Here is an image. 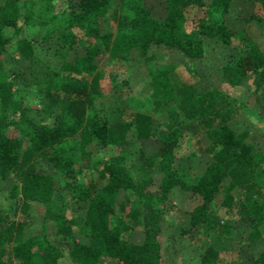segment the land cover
Wrapping results in <instances>:
<instances>
[{
	"label": "trees",
	"instance_id": "trees-1",
	"mask_svg": "<svg viewBox=\"0 0 264 264\" xmlns=\"http://www.w3.org/2000/svg\"><path fill=\"white\" fill-rule=\"evenodd\" d=\"M231 1L165 0L162 18L152 16L143 0H65L58 10L54 0L0 2V191L11 177L18 214L0 211V264H171L161 224L167 209L182 215L181 235L197 226L218 232L241 224L255 232L264 227V185L253 176L259 157L247 133L229 123L230 109L213 92H200L194 80L203 36L231 43L240 31L228 22ZM251 1L248 18L264 20V0ZM194 8L197 16L189 13ZM27 28L40 36L26 35ZM38 39L55 41L66 54L35 48ZM159 51L181 58L157 63ZM104 54L122 80L132 64H140L153 108L160 110L158 128L139 100L120 133L109 125L97 74ZM13 56L26 60L21 76L9 65ZM181 64L193 79L175 71ZM221 70L230 85L249 77L256 83L264 73V50L250 39L232 44ZM126 98L123 105L132 99ZM180 114L197 126L195 149L187 153L178 151ZM125 130L138 139L130 151L122 150ZM149 139L158 142L156 166L136 180L125 157L149 163L151 154L140 145ZM109 143L122 151L104 156ZM82 171L97 177L81 180ZM56 194L67 195L68 203L56 205ZM33 202L45 205L66 252L60 239L22 233ZM75 203L87 225L80 237L72 233L74 218L67 212ZM217 208L235 217L219 215ZM177 257L181 264H229L212 243L203 249L188 243ZM255 261L264 264V248Z\"/></svg>",
	"mask_w": 264,
	"mask_h": 264
},
{
	"label": "rangeland",
	"instance_id": "rangeland-1",
	"mask_svg": "<svg viewBox=\"0 0 264 264\" xmlns=\"http://www.w3.org/2000/svg\"><path fill=\"white\" fill-rule=\"evenodd\" d=\"M2 0H0L1 2ZM145 5L149 8L152 16L156 18L164 17L166 13L165 0H143ZM65 4V0H54V8L60 9ZM252 8L251 0H232L228 13L229 25L235 29L236 32L231 43H225L215 38L203 36L204 54L202 58L194 60L193 64L197 69L196 77L194 78L200 92L211 91L216 97L221 99V104L224 108L230 109L229 123L237 132H246L247 139L253 147L254 152L258 155L257 166L254 169V179L264 185V73L261 79L256 83L249 77L245 82L239 85H230L224 81L222 74V63L224 62L229 48L232 44L240 42L246 43L248 39L256 41L264 50V20L249 19L248 15ZM199 9L194 8L189 11L197 16ZM108 22V21H107ZM102 30H106L107 23L103 20L99 22ZM37 30L30 31L25 29L24 33L30 36L36 35ZM247 37V38H245ZM34 46L37 49L47 48L56 53L58 56H64L66 49H56L55 41L51 40H35ZM14 44L11 45L10 50L14 51ZM40 51V50H39ZM181 55L177 53H167V51H159L155 55L157 63L164 62L170 59H180ZM9 65L12 66L16 75H23L25 72L26 60L14 57L10 60ZM140 64H132L125 79H121L115 74L111 73L113 68L110 58L104 54L98 61L97 74L104 90V95L101 100L104 109L108 113L109 125L120 133L118 129L122 128V123L127 117H130L135 111V101H140L141 106L145 107L151 112V119L153 126L158 128L162 122L160 110H154L152 100L149 95L148 88L142 82L139 73ZM175 71L183 78L191 77L188 68L184 65H178ZM117 72V71H116ZM253 82V83H252ZM126 97H131L128 105H123L122 100ZM127 99V98H126ZM180 125L183 130V136L179 141V153L191 152L195 149V136L197 126L188 118L180 114ZM118 130V131H117ZM126 135L128 142L124 144L122 150L130 151L134 148L138 139L135 137L132 130H125L122 133ZM158 142L156 140L141 141L140 145L146 150L147 154H151L147 159L149 163L137 162L130 154L125 157V163L129 167L130 173L138 180L144 174L152 171L156 166L158 159L154 151L157 148ZM121 148L115 144L109 143L103 147L102 154L106 157L117 154L122 151ZM97 177L94 171L90 173H79V178L85 180L88 175ZM13 183L11 177L6 178L2 183L0 191V211L2 213L10 214L17 217L15 211V197L10 194V187ZM236 194L237 190L234 191ZM123 193H120L119 198H122ZM69 197L67 195L56 194L53 197V202L58 205L61 202L68 203ZM67 212L74 218L73 234L75 236L81 235L86 231L87 225L80 217L82 207L77 203L71 205ZM219 215H228L223 211V208L214 209ZM165 211V210H164ZM26 222L24 223L22 233L24 235L38 234L46 236L50 241H62L63 250L67 251V246L64 240L56 233V225L53 219L45 214V205L40 202H33L30 209L26 213ZM182 215L178 210L167 209L162 219V230L165 237V248L168 253V259L172 260L171 264H181V258L177 254L188 245V243L198 244L202 249L208 244L212 243L216 246L223 255L225 261L229 264H260L255 261L258 253L264 248V227L259 228L258 232L253 230V225H238V227L230 226L228 232H218L215 228H205L203 226L194 227L187 235H181L177 230L178 225L184 224ZM7 253L10 250V244L5 242ZM172 258V259H171ZM65 263L69 261L63 257ZM188 263V260H186ZM185 263V264H187Z\"/></svg>",
	"mask_w": 264,
	"mask_h": 264
}]
</instances>
